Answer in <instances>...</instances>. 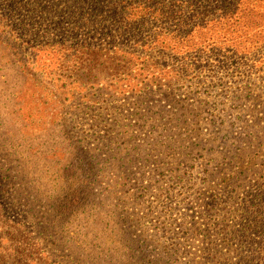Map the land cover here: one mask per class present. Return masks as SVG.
<instances>
[{"label":"trees","instance_id":"16d2710c","mask_svg":"<svg viewBox=\"0 0 264 264\" xmlns=\"http://www.w3.org/2000/svg\"><path fill=\"white\" fill-rule=\"evenodd\" d=\"M45 1L54 28L71 37L60 49L62 59L73 56L81 70L72 82H92V149L75 131V120H65L61 150L52 152L55 178L36 183L18 178L19 165L0 150V264H62L65 246H72V258L74 250L84 249L74 246L78 234L92 235L93 244L104 237L100 230L105 219V226L112 220L119 226L109 232L120 246L115 264H186V258H202L204 264L228 255L234 258L231 264H264V182L245 187L236 209L221 214L224 193L233 201L242 184L232 188L231 182L242 174L222 177L225 162L217 154L223 147L216 144L218 139L202 140L204 119L199 120L215 107L240 109L252 96L250 90L241 94L228 88L223 97L230 93L239 104L209 103L200 98L207 92H200L199 84L219 82L216 76L229 69L264 66V54L258 55L264 40L249 43L238 36L250 27L240 22L241 6L255 0ZM34 2L38 7L40 0ZM218 30L234 33L225 32L222 47ZM104 92H109L107 98L98 100ZM126 95L132 96L133 112L123 109ZM260 107L264 110V102ZM258 117L264 120V112ZM210 118L221 124L218 116ZM139 132L140 140L134 138ZM258 133L264 143V129ZM221 137L225 142L224 132ZM133 162L148 181L143 193H155L157 199L155 205L144 202L128 218L122 203L114 205L108 197L103 180L117 166L124 170ZM116 177L125 187L122 172ZM133 195L138 200L135 193L124 199L134 202L130 206L136 204ZM3 209L16 220L10 221ZM82 218L90 219L75 228L72 220L80 224ZM151 229L157 233H149ZM196 243L197 251L189 253Z\"/></svg>","mask_w":264,"mask_h":264},{"label":"rangeland","instance_id":"374dc122","mask_svg":"<svg viewBox=\"0 0 264 264\" xmlns=\"http://www.w3.org/2000/svg\"><path fill=\"white\" fill-rule=\"evenodd\" d=\"M37 6L34 0H0V150L6 152L4 155L15 160V164L19 165L15 170L19 172L18 178L22 179L26 176L27 183L42 180L47 182L55 178L54 167L56 166H53L52 152H56L55 148H58V152L61 150L60 141L65 138L61 136L63 135L61 130L65 120H75V131L79 133L80 138H85L91 144L92 149V118L95 114L92 109V100H94L92 94L95 93L92 90V82L84 81V84L72 82L81 70L72 61L73 56L62 59L60 48L68 46L71 37L54 28L56 24L48 17L47 1L40 0ZM240 12L243 17L240 22L250 27L246 34L239 33L238 36H245L249 43L254 40H264V29H262L264 28V0H255L249 5L244 3ZM60 22L62 25L66 23L61 16ZM253 26L254 29L251 32ZM225 32L231 36L234 35L227 30ZM225 32L218 30L216 39L220 47L226 43ZM253 33L257 35L253 36ZM86 40L92 41V38ZM259 54L263 55L264 50ZM216 78L219 82L209 83L207 80L208 83L205 86L199 84L202 86L200 92H207L200 98L209 103L222 101L226 106L239 104L233 103L230 93L227 99L223 97L224 91L228 88L230 92L237 90L241 94H247L250 90L252 93L251 98L241 103L243 107L240 109L229 110L224 107H215L199 119H204L200 121L204 135L202 140L210 142L218 139L216 144L223 147V152L217 154L220 157L219 161L225 162V165L220 167L222 177L234 178L238 173L242 174L238 182H231L232 188L238 186V183L242 184L236 189L233 201H228L229 192L224 193L219 208L223 214L225 211L236 209L234 203L246 194L245 187L250 188L257 182V186L260 187L261 182H264V143L258 133L264 129V120L261 119L263 117H258L264 112L260 107V104L264 102V66L256 64L255 67L241 68L238 71L229 69ZM134 85L131 84V86ZM192 85L197 89V84ZM120 87L117 86L119 91ZM104 94L103 98L98 100L107 98L109 92ZM122 104L125 111L135 110L131 95L122 97ZM220 109L224 111L219 112ZM210 116H218L221 124L219 125V121L211 119ZM237 117H240L238 121L235 120ZM130 122L134 123V118H131ZM231 124H234L233 128H230ZM223 132L225 142L219 140ZM137 134L142 132L134 135V138L142 139L136 136ZM46 156L51 157L44 159ZM58 156L61 157L57 154ZM50 164L52 167L48 169ZM107 170L108 167L102 174H105ZM2 171L3 169L0 170V179L4 177L1 175ZM118 172H122L125 187H122V179L119 180L116 177ZM108 175L103 180L104 186L109 187L108 197L114 205L122 203L128 218L138 207L141 209L144 202L145 205L148 203L155 205L156 194L145 195L142 191L148 185V181L146 176L142 177L143 170L136 163L133 162L124 170L121 166H117V170L109 177ZM7 181L10 182V180ZM12 185L13 182H11ZM134 193L138 195V200L133 195L136 204L130 206V203L134 202L124 199L131 198ZM138 201H140L139 204ZM224 209L226 210L223 211ZM3 210L7 213L5 209ZM7 214L10 221L16 220L15 215ZM155 217L152 216L149 220H155ZM87 219L90 218H82L80 224L72 220V225L75 228H83L85 224L82 223ZM112 221L116 222V220ZM112 221L110 227L105 226L106 219L101 222L100 231L104 237L94 244L92 235L84 232L78 234V237L76 236L78 240L75 239L74 246H83L84 249L74 250L76 255L72 258L70 257L72 246H65L62 264H115L114 257L120 246L109 232L118 230L119 226ZM1 224L5 225L4 221ZM87 225L92 228V217ZM149 233L157 232L151 229ZM90 241V245L84 246ZM199 245L200 243H196L190 246L188 252L190 253L192 249L197 251ZM201 259L186 258L185 262L186 264H202ZM233 261L232 255H228L208 263L204 262V264H231Z\"/></svg>","mask_w":264,"mask_h":264}]
</instances>
